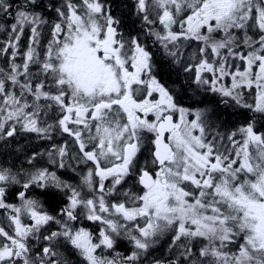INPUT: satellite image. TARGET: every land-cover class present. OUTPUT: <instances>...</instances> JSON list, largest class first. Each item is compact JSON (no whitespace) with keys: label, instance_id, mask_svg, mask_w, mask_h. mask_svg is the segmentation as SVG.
<instances>
[{"label":"snow or ice","instance_id":"snow-or-ice-1","mask_svg":"<svg viewBox=\"0 0 264 264\" xmlns=\"http://www.w3.org/2000/svg\"><path fill=\"white\" fill-rule=\"evenodd\" d=\"M133 6L144 34L193 84L220 97L216 105L252 115L224 131L219 108L184 107L154 75V53L123 31L107 0H0V17L12 20L0 46L8 58L0 67V141L66 134L72 158L90 162L87 194L38 166L41 151L26 153L28 167L0 165L7 221H0V264H70L61 245L81 264H140L166 234L176 249L167 264H264V0ZM46 155L64 168L70 145H52ZM36 189L63 192L67 203L51 214L30 195ZM78 220L98 224V234ZM123 239L132 245L127 256L117 251ZM33 241L45 243L34 252Z\"/></svg>","mask_w":264,"mask_h":264},{"label":"trees","instance_id":"trees-1","mask_svg":"<svg viewBox=\"0 0 264 264\" xmlns=\"http://www.w3.org/2000/svg\"><path fill=\"white\" fill-rule=\"evenodd\" d=\"M107 2L111 6L113 15L122 20L121 27L123 31L132 36L139 34L140 39H142L154 53V75H156L161 83L174 90L179 103L184 107L193 109L201 106L209 109L219 108L220 117L227 125L226 128L222 129L224 131L235 130L247 122L248 117L252 115L248 110L241 108H226L222 104L216 105L215 101L219 100L220 97L208 93L193 84L190 80L191 73L181 72L180 66L171 63V58L164 55L163 49L154 42L153 38L144 34L142 31L144 28L143 22L136 14L133 6L134 0H107ZM45 13L47 15V12ZM8 24L9 21H6L5 25ZM45 42L46 41H41V45L43 46ZM208 116L210 120L219 125L220 121L213 120L211 112H209ZM261 123L262 122L257 121V127H260ZM65 141L70 145V155L64 158L65 167L58 168L56 164L49 162L46 153L51 150L52 145H59ZM144 149L151 148L146 147L142 149L141 155L144 157V160H148L151 157V151H144ZM33 151L45 153L43 157L37 158L39 162L38 166L47 167L49 170L55 171L62 181L73 187H77L78 190L82 191V194H87V188L83 185V178L87 174L90 162L89 164H80L77 163V159L72 158L76 150L71 147V140L66 134L57 135L53 133L52 140L36 139L34 134H31V136H29V134H23L17 137L15 142L5 144L3 141H0V165L6 163L7 165L19 167L23 164L25 167H28L25 155ZM53 158H55V154ZM95 179L94 177V180ZM30 195L39 199L44 206L43 210L51 214H56L59 208L67 203V196L65 193L56 190L41 192L39 189H36L34 192H30ZM108 199H113V197H108ZM9 202L17 204V200L12 196L9 197ZM169 235L170 234H166L162 236L157 243L149 249L148 254L141 257L140 264H156L157 261L161 262V264H167L169 260L175 259L176 249H170ZM43 244L44 241L41 243L39 242V244H34L36 252L40 250ZM131 250L132 245L126 239L121 240L117 245V251L124 256L130 254ZM58 251L62 254V258H66L70 261V264H81L82 258L78 253L72 250L70 246L61 245ZM105 255H108V253H105Z\"/></svg>","mask_w":264,"mask_h":264},{"label":"flooded vegetation","instance_id":"flooded-vegetation-1","mask_svg":"<svg viewBox=\"0 0 264 264\" xmlns=\"http://www.w3.org/2000/svg\"><path fill=\"white\" fill-rule=\"evenodd\" d=\"M42 2L46 5L49 2V0H42ZM15 3L21 4L22 3V0H15ZM41 11H43V9H41ZM44 15L46 17H48L49 14L47 13V15H46V13L44 12ZM6 21H9V24L12 23V20L10 18L0 17V24H4L5 25ZM0 39H1V37H0ZM47 39H48V37H47V34L45 33V35L41 38V41L44 42ZM187 51L188 50H186V54H187ZM145 136H146V139H145L144 143H146L147 147H150L151 148L150 141H151L152 135L146 133ZM0 213H2V210H0ZM81 222L83 224L81 226H79V227L87 228L90 231H92L94 234H98V228H97V226L94 223H92L91 221H87V220H83ZM33 251L36 252L35 248H33Z\"/></svg>","mask_w":264,"mask_h":264},{"label":"rangeland","instance_id":"rangeland-1","mask_svg":"<svg viewBox=\"0 0 264 264\" xmlns=\"http://www.w3.org/2000/svg\"><path fill=\"white\" fill-rule=\"evenodd\" d=\"M8 25H10V24H8ZM8 25H5L4 30H0V37H1V39H0V46H4L5 43H6V41H7L8 38H9V34H8V30H7V26H8ZM4 39H5V40H4ZM28 43H29V33H28L27 30H26L25 35L22 36L21 39H20L19 47H20V51H21V52H23V51L26 50V48H27V46H28ZM9 51H11V49H10ZM6 59H8L6 56L0 58V67H2V66L4 65V61H5ZM18 59H19V58H18ZM148 134L152 135L151 133H148ZM150 145H151V144H150ZM146 147H147V145H146V143H144V147H143V148H146ZM151 147H152V145H151ZM109 182H110V181H109ZM105 184L107 185V184H108V181H106ZM17 203H19L18 200H17ZM3 218H4V216H3L2 214H0V221H2ZM36 242H37V241H33L32 243H36Z\"/></svg>","mask_w":264,"mask_h":264},{"label":"bare ground","instance_id":"bare-ground-1","mask_svg":"<svg viewBox=\"0 0 264 264\" xmlns=\"http://www.w3.org/2000/svg\"><path fill=\"white\" fill-rule=\"evenodd\" d=\"M54 228H53V230H56V228L58 227V226H53ZM40 243L41 242H43V241H39ZM45 243V242H44Z\"/></svg>","mask_w":264,"mask_h":264}]
</instances>
